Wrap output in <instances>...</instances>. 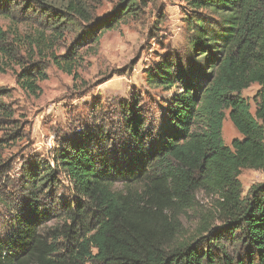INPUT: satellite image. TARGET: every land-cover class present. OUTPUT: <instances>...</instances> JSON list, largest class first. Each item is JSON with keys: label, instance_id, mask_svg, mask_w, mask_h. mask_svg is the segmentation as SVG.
I'll use <instances>...</instances> for the list:
<instances>
[{"label": "trees", "instance_id": "1", "mask_svg": "<svg viewBox=\"0 0 264 264\" xmlns=\"http://www.w3.org/2000/svg\"><path fill=\"white\" fill-rule=\"evenodd\" d=\"M152 1L121 0L99 20L102 0H0V16L35 25L24 36L0 28V73L18 67V87L38 99L51 64L78 80L84 44H99ZM180 1L189 11L193 56L187 67L167 57L148 74L151 86L177 90L161 132L148 129L134 102L125 109L121 147L103 140L96 148L95 139L83 138L57 150L53 167L39 157L24 162L27 201L0 240V264H264V183L244 196L240 181L243 170L264 171V0ZM253 85L254 113L242 95ZM6 95L0 92L7 130L0 183L12 169L8 145L25 138ZM227 112L241 135L230 146L223 140ZM61 176L70 201L56 202ZM202 193L213 198L209 211ZM191 217L193 233L185 227Z\"/></svg>", "mask_w": 264, "mask_h": 264}, {"label": "rangeland", "instance_id": "2", "mask_svg": "<svg viewBox=\"0 0 264 264\" xmlns=\"http://www.w3.org/2000/svg\"><path fill=\"white\" fill-rule=\"evenodd\" d=\"M120 1L102 0L96 12L98 19L110 16ZM188 13L180 0H153L137 16L124 18L114 29L102 34L99 44H84L81 50L83 67L78 80L51 64L47 68L48 79L39 82L42 95L38 99L28 97L18 87L15 78L18 67L0 73V92L7 94L2 100L18 110L21 125L25 128V138L8 145L4 155L12 169L0 183V240H4L16 227L14 217L27 201L21 172L24 162L39 157L53 167L52 157L57 150L83 138L86 141L95 139L96 148L97 145L109 144L112 149L114 143L121 147L123 119L127 115L125 109L134 102L139 104L148 129L154 134L161 132L168 102L177 90L151 86L148 74L167 57L187 67L193 56L187 41ZM34 26L33 23L17 24L0 16V28L4 32H18L24 36ZM71 41L72 37L67 43ZM57 52L63 55L64 47L60 45ZM258 88L253 85L242 93L250 100L252 113L255 112L253 97ZM226 115L223 140L230 146L241 135L229 119L228 112ZM5 131L0 126V139ZM103 140L106 145L102 144ZM240 181L245 196L252 185L264 183V171L243 170ZM58 186L56 202L70 201L71 188L63 176L59 178ZM199 200L203 210L212 209L213 198L202 193ZM56 222L58 219L52 221ZM197 225L194 217L185 222L191 233Z\"/></svg>", "mask_w": 264, "mask_h": 264}]
</instances>
